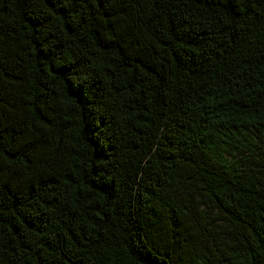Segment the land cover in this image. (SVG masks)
<instances>
[{
    "label": "trees",
    "instance_id": "1",
    "mask_svg": "<svg viewBox=\"0 0 264 264\" xmlns=\"http://www.w3.org/2000/svg\"><path fill=\"white\" fill-rule=\"evenodd\" d=\"M0 264H264V0H0Z\"/></svg>",
    "mask_w": 264,
    "mask_h": 264
}]
</instances>
